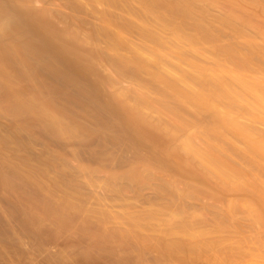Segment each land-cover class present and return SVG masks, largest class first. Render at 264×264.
Instances as JSON below:
<instances>
[{
	"label": "rangeland",
	"instance_id": "1",
	"mask_svg": "<svg viewBox=\"0 0 264 264\" xmlns=\"http://www.w3.org/2000/svg\"><path fill=\"white\" fill-rule=\"evenodd\" d=\"M263 139L264 0H0V264H264Z\"/></svg>",
	"mask_w": 264,
	"mask_h": 264
},
{
	"label": "bare ground",
	"instance_id": "2",
	"mask_svg": "<svg viewBox=\"0 0 264 264\" xmlns=\"http://www.w3.org/2000/svg\"><path fill=\"white\" fill-rule=\"evenodd\" d=\"M145 1H146V0H145ZM170 1H171V0H170ZM150 2H151V1H150ZM110 3H111V2H110ZM184 8H185V7H184ZM185 9H187V8H185ZM189 11H190V10H189ZM186 13H187V12H186ZM183 14H184V13H183ZM199 26H200V25H199ZM118 30H119V29H118ZM176 34H177V33H176ZM177 35H178V34H177ZM245 63H246V62H245ZM1 73H2V72H1ZM176 75H177V74H176ZM237 77H238V76H237ZM240 78H241V77H240ZM236 80H237V79H236ZM216 81H217V80H216ZM237 81H238V80H237ZM237 81H236V82H237ZM240 82H241V81H240ZM216 83H217V82H216ZM216 83H215V84H212V85H216ZM208 84H209V83H208ZM236 84H238V83H236ZM2 85H3V84H2ZM210 86H211V85H210ZM239 86H240V85H239ZM246 86H247V84H246ZM9 87H10V86H9ZM214 87H215V86H214ZM243 87H244V86H243ZM245 88H246V87H245ZM252 88H253V87H252ZM221 89H222V87H221ZM221 89H220V90H221ZM15 90H16V89H15ZM194 90H195V89H194ZM196 90H197V89H196ZM225 90H226V89H225ZM253 90H254V89H253ZM200 91H201V90H200ZM218 91H219V90H218ZM222 91H224V89H223ZM226 91H227V90H226ZM229 91H230V90H229ZM255 91H256V90H255ZM220 92H221V91H220ZM220 92H219V93H220ZM13 93H14V92H13ZM192 93H194V92H192ZM196 93H197V91H196ZM196 93H195V94H196ZM204 93H205V92H204ZM224 93H226V95H228L227 92H224ZM230 93H231V92H230ZM261 93H262V92H261ZM10 94H11V93H10ZM197 94H198V93H197ZM200 94H201V96H203L202 93H200ZM226 95L223 94L222 96L227 97ZM230 95H232V93H231ZM189 97H190V96H189ZM191 97H193V96H191ZM194 97H196V99H197V98H199L200 96L197 97V95H196V96H194ZM187 98H188V96H187ZM221 98L223 99V97H221ZM231 98H232V97H231ZM225 99H226V98H225ZM197 100H198V99H197ZM205 101H206V100H205ZM201 102H202V101H201ZM209 102H210V101H209ZM212 102H213V101H212ZM207 103H208V102H207ZM233 103H234V102H233ZM214 105H215V104H214ZM204 106H205V105H204ZM207 107H210V106L207 105ZM221 113H222V112H221ZM226 113H227V112H226ZM227 115H228V114H227ZM222 118H223V117H222ZM222 118H221V120L219 121V122H220L219 124L222 125V126H223V125H224V126H225V125H228V122H230V120L227 121L228 119L225 120V117H224V119H222ZM226 118H228V117L226 116ZM249 119H250V118H249ZM230 123H231V122H230ZM232 123H234V122H232ZM230 125H232V124H230ZM222 126H221V127H222ZM228 126H229V125H228ZM232 126H233V125H232ZM232 126H231V127H232ZM238 127H239V126H238ZM231 129H233V128H231ZM234 129L237 130V132H238V131H239L240 133L242 132V131L239 130L237 127L234 128ZM239 132H238V133H239ZM243 132H246V131L244 130ZM242 134H243L244 137H245V134H247V132H246V133H242ZM242 134H240V135L243 136ZM246 136H248V135H246ZM248 137H249V136H248ZM188 139H189V138H188ZM245 139H246V138H245ZM247 139H249V141L252 140V139H250V138H247ZM263 140H264V139H263ZM187 141H188V140H187ZM189 141H190V140H189ZM246 141L249 142L248 140H246ZM254 141H255V140H254ZM184 142H185V143L183 144V146H184V147H188L189 145L186 146V141H184ZM198 143H199V142H198ZM253 143H255V142L252 141V143H248V144L251 145V144H253ZM259 143H260V142H259ZM261 144L264 145L263 142H262ZM258 145H260V144H258ZM201 146H202V145H201ZM259 147H260V146H259ZM261 147H262V148H259V149H261V150H259V153H260L261 151H262V153H263L264 147H263V146H261ZM186 149H188V148H186ZM193 149H194V148H193ZM188 150H189V149H188ZM194 151H195V150H194ZM190 152H191V151H190ZM196 154H197V152H196ZM260 154H261V153H260ZM194 155H195V154H194ZM204 155H205V154H204ZM197 156H198V155H197ZM200 156H201V155H200ZM263 156H264V155H263ZM203 158H204V157H203ZM206 160H207V159H206ZM208 161H209V159H208ZM208 161H207V162H208ZM209 162H210V161H209ZM209 162H208L207 164H209ZM214 163H215V162H214ZM210 164H211V162H210ZM210 167H211V166H210ZM219 167H220V166H219ZM207 168H208V167H207ZM214 169H215V168H214ZM222 169H223V168H222ZM225 171H226V170H225ZM225 171H224V169H223V171H222L223 174H224ZM216 173H217V172L215 171V174H216ZM218 173H219V172H218ZM220 173H221V172H220ZM221 174H222V173H221ZM221 174H217V175H219V177L224 176L223 174H222V175H221ZM226 175H227V174H226ZM230 176L232 177V173H230L229 176H227L226 178H229ZM243 177H244V176H243ZM243 177H240V178H243ZM224 179H225V178H224ZM230 179H231V178H230ZM225 180L227 181V179H225ZM238 180H239V181H238ZM243 180H245V178H244ZM243 180L238 179V178L236 177V181H238V182L243 181ZM246 180H247V179H246ZM246 180H245V181H246ZM247 181H248V180H247ZM247 181H246V182H247ZM243 182H244V181H243ZM236 184H237V183H236ZM236 184H235V185H236ZM246 185H247V184H246ZM253 185H254V184H253ZM253 185L251 184V186H253ZM234 187H235V186H234ZM235 188H236V187H235ZM241 188H242V186H241ZM247 188H248V187H247ZM237 189H238V188H237ZM253 208H254V207H253ZM260 212H261V214H262L263 211L260 210ZM260 212H257L258 214H256V215H258V216L261 215V214H259ZM255 213H256V212H255ZM64 218H65V217H64ZM257 218H258V217H257ZM257 218L255 217V221H257V220H256ZM259 218H260V217H259ZM259 218H258L259 222L261 221V223H262V220H260L261 218H260V219H259ZM181 228H182V227H181ZM182 229H183V228H182ZM181 231H182V230H181ZM184 231H185V230H184ZM183 233H184V232H183ZM190 235H192V234H190ZM190 237H193V236H190ZM198 243H199V244H198ZM200 243H201V242L199 241V242H197L196 244H194L193 246L190 245L189 247H186V246H184V245H183V246H182V245L180 246V244H179V245L177 246V249H180V250H182V251L187 249V250H189V251H192L193 253H202V252H204V251H207V250L209 249V247H211V251H212L213 253H215V254L217 253V251H218V247H217L216 245H213V246H212V245H210L208 242H205V243L202 242L203 244H202V243L200 244ZM199 246H201V248H200ZM166 248L169 249L170 246H167ZM263 258H264V256H263ZM262 261H263V260H262ZM263 262H264V261H263ZM263 262H260V263H263ZM258 264H259V263H258Z\"/></svg>",
	"mask_w": 264,
	"mask_h": 264
}]
</instances>
